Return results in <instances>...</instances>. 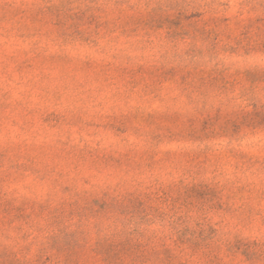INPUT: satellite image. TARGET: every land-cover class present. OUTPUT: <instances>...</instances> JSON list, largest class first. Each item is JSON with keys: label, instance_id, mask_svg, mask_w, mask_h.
<instances>
[{"label": "rangeland", "instance_id": "obj_1", "mask_svg": "<svg viewBox=\"0 0 264 264\" xmlns=\"http://www.w3.org/2000/svg\"><path fill=\"white\" fill-rule=\"evenodd\" d=\"M0 264H264V0H0Z\"/></svg>", "mask_w": 264, "mask_h": 264}]
</instances>
